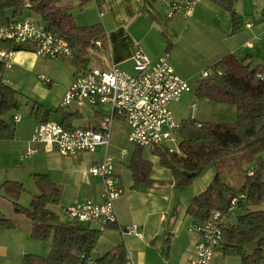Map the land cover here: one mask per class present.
I'll return each instance as SVG.
<instances>
[{"label": "crops", "instance_id": "0c3cea01", "mask_svg": "<svg viewBox=\"0 0 264 264\" xmlns=\"http://www.w3.org/2000/svg\"><path fill=\"white\" fill-rule=\"evenodd\" d=\"M89 1H61V5L73 8L72 14L78 26L100 24L105 32V46L90 53L89 68L107 69L115 64L136 75L134 55L137 51L143 52L153 62L167 56L176 75L188 83H198V72L211 70L217 62L230 54L245 60V64L251 63L253 67L264 66V60L260 57V54H264L263 0H235L243 25L234 35L231 34L229 12L218 5L216 0H199L189 19L182 13H175L173 18H168L169 6L181 4L182 0H102L99 5L93 2L95 7L92 6L91 9L95 8L96 14L87 17L84 13L81 16L82 23H78L76 8ZM27 12L33 13L23 11L21 16H26ZM71 61L73 65L66 62V59L40 58L33 51L25 49L17 52L12 69L0 68V80L21 93L23 104L22 111L12 112L6 117L12 124L15 116H22V119L14 124L16 138L0 141L1 190H5L2 186L6 182L20 183L32 201L33 197L40 194L34 176L47 175L62 191L60 203L49 206V209L59 216L61 222H67L63 214L64 208L88 200L102 203L103 183L93 177L90 170L102 163L108 153L115 159L117 179L124 194L115 202L118 221L114 226L104 230L94 225L84 226L101 232L90 258L101 260L123 246L121 255L111 264H126L127 255L135 264H190L196 258L200 235L195 231L199 222L188 214V209L216 177V165L204 171L199 176L201 178L194 180L188 188L179 190L175 186L171 170L163 166L157 151L147 149L146 154L142 148L145 160L152 164L151 184L134 189V177L130 169L132 156L130 157L127 148L122 152L119 149L118 152H112L110 144L108 149L102 146L94 153L64 157L56 151L47 150L43 144L32 143L40 121L36 115V104L50 112L49 122L62 123L63 118L56 111L63 109L77 114L78 117L72 121L73 127L95 128L99 124L104 113L101 108L93 109L89 105H73L67 109L61 107L65 92L72 86L74 75L80 70ZM41 77L48 78L50 82L43 81ZM199 101L209 110H214L215 115L221 113V118L217 119L218 115H214L211 117L213 121L198 122L223 124L237 120L235 107L220 105L210 99L203 98ZM125 124L128 126L126 122ZM30 149H35L36 152L26 157ZM262 156L264 158V153ZM251 164L252 167L255 165L252 161ZM5 175L12 177L4 181ZM237 178L235 174L234 179L229 180L237 182ZM26 180L33 181V191L26 188ZM243 184L244 181L236 188ZM0 197V202H7L10 208L8 213L0 207V213L17 226L14 230L0 228V264H23L25 256L29 254L48 257L52 242L34 239L31 235V221L14 210L13 204H20L22 194L12 203L7 198ZM131 226H135L142 237L124 234V230ZM219 252L223 253V249ZM240 262L242 264L241 259Z\"/></svg>", "mask_w": 264, "mask_h": 264}, {"label": "trees", "instance_id": "16d2710c", "mask_svg": "<svg viewBox=\"0 0 264 264\" xmlns=\"http://www.w3.org/2000/svg\"><path fill=\"white\" fill-rule=\"evenodd\" d=\"M147 1V0H141ZM157 2L158 0H151ZM183 2L187 0H182ZM85 2L82 3V5ZM216 3L229 12L231 34H237L243 25L242 17L237 12L235 0H216ZM71 6L61 5V0H40L32 12L40 17L41 22L54 35L67 40L75 53L74 64L87 70L90 66V50L97 40L105 46L106 35L100 24L89 27L75 23ZM8 11L13 18L22 15V8L17 0H0V25L9 21ZM234 55H227L217 62L212 70L213 77L201 79L197 83L195 94L199 98L210 99L220 105H229L237 109L234 123H210L196 120H184L180 153L157 151L162 164L170 169L175 186L179 190L188 188L196 177L219 162L238 153H248L254 175L245 172L244 184L240 188L229 185L221 173L208 188L197 196L188 214L199 224L207 222L214 211L227 213L232 198L245 194L246 199L238 208L246 206L243 213H236V218L223 230V254L226 257H238L242 264H264V81L257 79L264 66L245 64ZM218 70L222 75H218ZM21 93L0 80V141L16 138L15 125L6 117L23 107ZM36 115L40 123L48 122L50 112L36 104ZM68 129L74 128L72 121L78 117L72 112L58 109ZM200 125V126H199ZM130 169L134 177V189L151 184L152 164L145 160L143 149L137 146L132 155ZM35 182L40 194L33 197L29 207L14 203L17 214L25 216L32 223L31 235L38 241H51L52 249L48 257L26 255L23 264H80L82 256L91 257L101 232L71 222H61L58 215L49 206L58 205L62 191L47 175H35ZM8 192H14L15 200L24 187L17 182H6L2 186ZM114 226V224L109 227ZM16 223L0 213V228L16 229ZM123 246L113 250L97 263L111 264L121 255Z\"/></svg>", "mask_w": 264, "mask_h": 264}, {"label": "built area", "instance_id": "2783aa9c", "mask_svg": "<svg viewBox=\"0 0 264 264\" xmlns=\"http://www.w3.org/2000/svg\"><path fill=\"white\" fill-rule=\"evenodd\" d=\"M22 11H32L40 0H17ZM97 5L102 0H91ZM199 0H187L181 4L170 5L168 18L175 13H182L189 19ZM10 12L6 25H0V68L12 69L17 52L28 49L40 58L51 60L75 59V53L69 42L51 33L41 21L32 18H13ZM102 40L94 43L96 49H103ZM136 75H132L117 65L104 69L99 67L80 69L72 86L65 92L61 107L67 109L73 105H89L93 109L101 108L104 113L95 128L74 127L68 129L61 123L44 122L38 124L32 143L43 144L47 150L56 151L64 157H76L82 153H94L99 147L109 148L114 121L119 118L129 126L128 140L131 144L152 152L167 151L180 153L183 121L174 116L170 106L181 100L183 95L193 90L188 82L176 75L167 56L153 62L141 51L134 55ZM218 75L222 72L218 70ZM214 72L204 71L203 79L213 77ZM264 81V72L256 75ZM41 79L47 83L46 77ZM195 107V105L193 106ZM22 116L14 117V124ZM200 126V125H199ZM177 145L173 152L169 144ZM36 152L30 149L26 157ZM254 168L247 171V176L254 175ZM90 174L102 181L104 190L102 203L82 201L63 209L67 222L83 226H97L100 230L108 228L118 221L115 202L124 194L116 175L115 159L106 154L102 163L91 168ZM247 197L240 194L231 200L227 213L214 211L210 219L196 226L200 235L196 246V258L190 264H216L217 251L223 249V230L236 218V210ZM124 234L142 237L135 226L128 227ZM85 264H98L90 257L82 256ZM126 264H135L127 255Z\"/></svg>", "mask_w": 264, "mask_h": 264}, {"label": "rangeland", "instance_id": "374dc122", "mask_svg": "<svg viewBox=\"0 0 264 264\" xmlns=\"http://www.w3.org/2000/svg\"><path fill=\"white\" fill-rule=\"evenodd\" d=\"M62 1V0H61ZM78 1V0H75ZM264 3V0H263ZM94 6L95 4L93 3V1H89L87 3H84L81 7V5H78V7L76 8L77 12L75 13V17L78 23H82V19L81 16L85 15L87 17L92 16V14H96L95 12V8L91 9V7ZM261 6V5H260ZM85 13V14H84ZM24 17H30L33 19H36L38 21H41V19H39V17L33 13H26V16ZM262 60H264V54H260ZM66 62H68L69 64H72V61L70 59H66ZM262 62V61H259ZM92 64V63H91ZM212 70V69H211ZM210 69L207 70L209 72H213ZM202 74L203 72H198V81L203 79L202 78ZM72 77V76H71ZM77 75H74V78L76 79ZM195 83V84H194ZM191 82L189 83L191 88H192V92L191 93H187L185 95H183L182 99L180 100V102L178 103H174L171 105L170 109L174 112L175 117L179 120V121H184V120H190V119H196L201 120V121H213V119L211 118L212 116H214L216 114V112L213 110H209L207 107H205L203 105V103H201L199 100L201 98L197 97L195 94V90L197 87V82ZM203 99V98H202ZM195 104L197 106V108L193 107L192 105ZM22 111V109L20 110ZM218 118H221V113L217 114ZM215 115V116H217ZM122 120V119H120ZM120 120H115L113 123V128H112V137H111V147H112V152H118V149L122 152L123 149L127 148L129 150V155L130 157L133 155V153L135 152V150L137 149V146L134 144H131L128 140V133H129V128L128 126L125 124V122L120 121ZM169 148L171 149V151L175 152L177 151V145L170 143L169 144ZM145 152L147 151V149H145ZM147 154V152H146ZM251 158L249 156L248 153H238L236 155H233L232 157L225 159L221 162H219L216 165V168L218 170L219 173L222 174V176L225 178L226 182L231 185L232 187L236 188L239 186L240 183H242L245 179V172H247L249 169H251ZM215 168V167H214ZM232 174V175H231ZM235 174L238 176L237 178V182L235 181H230L229 179H234ZM4 175V174H3ZM6 176V175H5ZM4 176V177H5ZM8 177H12V176H6V178H4L6 181L7 179H10ZM26 177V175H25ZM199 178L201 177H196L195 181H198ZM27 179V178H24ZM27 185L26 188H28L29 191H33L35 188V185L33 183V181H28L26 180ZM14 192H9L6 190H1L0 187V195L2 196V199L5 197L7 198V200L9 202L12 203L13 200H15V197L13 196ZM22 197L19 201V203L21 205H23V207H28L31 198L28 192H23L21 193ZM1 198V197H0ZM0 207L2 209H4L6 212L9 213L10 208L9 206H7V202L6 204L1 203L0 202ZM244 209H240L238 208L236 210V213H243V211L246 210V206H241ZM264 208V204L262 206H260L259 208L256 209H263ZM220 251V250H219ZM217 251L216 257H215V262L216 264H241L240 259H236V257H226L223 256V253Z\"/></svg>", "mask_w": 264, "mask_h": 264}, {"label": "water", "instance_id": "95a60500", "mask_svg": "<svg viewBox=\"0 0 264 264\" xmlns=\"http://www.w3.org/2000/svg\"><path fill=\"white\" fill-rule=\"evenodd\" d=\"M156 27V26H155ZM157 28H158V26H157ZM159 29V28H158Z\"/></svg>", "mask_w": 264, "mask_h": 264}]
</instances>
